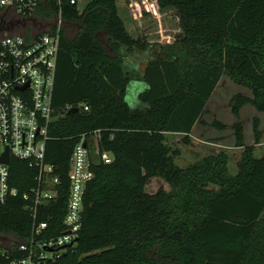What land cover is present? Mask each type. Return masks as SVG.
Returning a JSON list of instances; mask_svg holds the SVG:
<instances>
[{
	"label": "trees",
	"instance_id": "obj_1",
	"mask_svg": "<svg viewBox=\"0 0 264 264\" xmlns=\"http://www.w3.org/2000/svg\"><path fill=\"white\" fill-rule=\"evenodd\" d=\"M156 4L160 11H175L179 29L172 42L155 45L160 54L140 76L125 71V59L154 45L130 35L115 0H90L81 10L63 2L66 27L52 98L61 115L51 124L46 160L66 183L73 146L94 130H100L101 150L113 160L93 166L77 243L56 264H264V143L257 121L250 145L244 144L242 124H234L240 150L235 166L227 148L181 166L180 149L167 143L170 135L191 142V130L222 76L252 91L251 97L232 98L237 118L246 104L264 113V0ZM67 25L77 26L73 38ZM135 78L146 87L139 105L131 107L125 95ZM66 105L79 110L70 113ZM10 168L15 177L28 172L16 159ZM155 179L168 189L149 191ZM14 184L27 189L19 180ZM63 217L64 198L38 221H48L60 234ZM33 223L21 197L0 206V234L23 240ZM7 263L0 255V264Z\"/></svg>",
	"mask_w": 264,
	"mask_h": 264
},
{
	"label": "built area",
	"instance_id": "obj_2",
	"mask_svg": "<svg viewBox=\"0 0 264 264\" xmlns=\"http://www.w3.org/2000/svg\"><path fill=\"white\" fill-rule=\"evenodd\" d=\"M156 1L151 5L160 11ZM63 2L0 0V27L6 28L0 30V206L21 197L34 220L30 235L23 240L1 234L0 255L7 264H56L73 250L82 228L85 191L94 178L93 166L113 160L110 152L101 150L100 130L81 135L73 146L66 183L56 166L46 160L49 130L61 115L52 98L60 35L66 27ZM77 2L70 0L71 4ZM136 2L129 0L137 9ZM78 107L88 110L83 104ZM72 108L65 107L68 111ZM12 159L24 162L28 172L15 177ZM16 180L27 189L16 186ZM63 198L64 217L57 234L56 227L38 221V216Z\"/></svg>",
	"mask_w": 264,
	"mask_h": 264
},
{
	"label": "rangeland",
	"instance_id": "obj_3",
	"mask_svg": "<svg viewBox=\"0 0 264 264\" xmlns=\"http://www.w3.org/2000/svg\"><path fill=\"white\" fill-rule=\"evenodd\" d=\"M89 1L78 0L77 7L82 9ZM122 1L125 5L122 6L121 12L123 15H127L125 19L132 25V34L135 37L143 35L150 44L154 45L145 51L135 52L125 59V63H127L126 66L124 63L125 71L135 74L137 71L135 63L138 64L139 62L143 67V62H148L151 58L159 56L160 50L156 49V44L170 43L173 41V37L179 29V21L175 11L169 8L158 11L154 5H151L153 0H149L151 2L149 5L143 4L140 0H136V4L138 5L137 11L142 16L136 19L138 16L133 14L135 20L133 19L134 21L132 20L131 22V17H129L126 10V5L131 6V4L129 0ZM67 29L68 37L73 38L76 34L77 26L67 25ZM100 39L107 52L111 54L106 36L101 34ZM145 87V82L139 78L130 80L126 88L125 99L131 107H137L139 105L138 96ZM237 94L251 97L252 91L249 88L235 84L229 77L222 76L213 94L206 103L204 114L194 125L191 133V142L189 144H183L180 136H168V145L172 149H180V155L178 158L176 157L178 159L177 164L186 166L204 155L227 148L231 166H235L240 154V150L235 146L234 124L236 122L242 124L244 144L250 145L255 143L254 124L257 121V128L260 133L259 140L260 143H264V113L256 110L253 105L246 104L241 107L239 117L237 118L232 112V98ZM230 172L234 173L235 171L230 170ZM162 187L168 189V186L164 182L155 179L148 183L147 189L154 192ZM261 216L264 218V210Z\"/></svg>",
	"mask_w": 264,
	"mask_h": 264
},
{
	"label": "crops",
	"instance_id": "obj_4",
	"mask_svg": "<svg viewBox=\"0 0 264 264\" xmlns=\"http://www.w3.org/2000/svg\"><path fill=\"white\" fill-rule=\"evenodd\" d=\"M115 1H116V5H117V7H118V13H119V15L121 16V18H122L124 24L126 23L125 26H126L128 32L130 33V35H131L132 37L136 38L137 36L135 37V36L132 34V32H131V30H132V25H131L130 23H128V22L126 21V19H125V17H126L127 15H125V14L123 15V13L121 12L122 6L125 5L124 2H123L122 0H115ZM126 7H127L126 10H127L128 14H129V17H131L130 20H131V22H132L133 19L135 20V16H136V14H138V13H137L138 11H137L136 8H133L132 6H129L128 4L126 5ZM133 14H134L135 16H133ZM136 19H138V17H137ZM134 20H133V21H134ZM136 21H137V20H136ZM154 58H156V57H153V58H151V59H154ZM146 63H147L146 61L143 62V64H144L143 67H142V64H141V63H139V62H138V64L135 63V64H136V68H137V71H136V74H137V75L142 76V72H143V69H144ZM126 64H127V63H125V66H126ZM141 68H142V69H141ZM141 80H142V79H141ZM193 129H194V127L192 128L191 133H192Z\"/></svg>",
	"mask_w": 264,
	"mask_h": 264
},
{
	"label": "water",
	"instance_id": "obj_5",
	"mask_svg": "<svg viewBox=\"0 0 264 264\" xmlns=\"http://www.w3.org/2000/svg\"><path fill=\"white\" fill-rule=\"evenodd\" d=\"M77 111H78V108H72V109L70 110V113H74V112H77ZM5 161H6V162L8 161V157H7V156H6Z\"/></svg>",
	"mask_w": 264,
	"mask_h": 264
},
{
	"label": "flooded vegetation",
	"instance_id": "obj_6",
	"mask_svg": "<svg viewBox=\"0 0 264 264\" xmlns=\"http://www.w3.org/2000/svg\"><path fill=\"white\" fill-rule=\"evenodd\" d=\"M16 28H17V27H16ZM5 29H6V28H5ZM5 29H4V27H0V30H1V31H4ZM18 29H19V30H22V29H24V28H23V27H18Z\"/></svg>",
	"mask_w": 264,
	"mask_h": 264
}]
</instances>
